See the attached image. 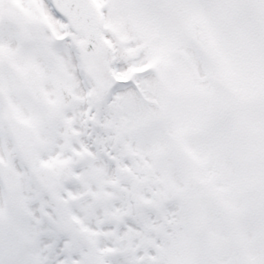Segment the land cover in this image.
Instances as JSON below:
<instances>
[{"label": "snow or ice", "instance_id": "1", "mask_svg": "<svg viewBox=\"0 0 264 264\" xmlns=\"http://www.w3.org/2000/svg\"><path fill=\"white\" fill-rule=\"evenodd\" d=\"M0 264H264V0H0Z\"/></svg>", "mask_w": 264, "mask_h": 264}]
</instances>
